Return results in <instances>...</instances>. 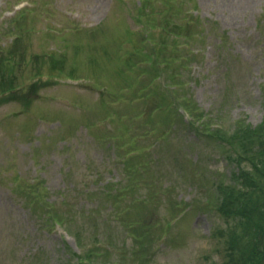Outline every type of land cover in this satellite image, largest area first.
I'll use <instances>...</instances> for the list:
<instances>
[{
    "label": "rangeland",
    "instance_id": "obj_1",
    "mask_svg": "<svg viewBox=\"0 0 264 264\" xmlns=\"http://www.w3.org/2000/svg\"><path fill=\"white\" fill-rule=\"evenodd\" d=\"M0 32L1 89L22 86L0 99V264H62L79 252L72 235L33 211L30 192L45 206L70 202L88 218L89 241L91 224L108 217L100 243H115L111 261L120 263L122 248L132 256L131 237L109 216L118 209L131 218L127 231L144 222L140 236L156 230L138 264L218 261L209 235L221 220L204 195L238 170L215 139L168 126L178 113L208 130L261 122L264 0H0ZM126 147L159 151V163L147 154L128 161L119 156ZM192 158L202 178L186 167L180 177L177 164ZM127 167L137 170L133 188ZM198 177L199 187L189 184ZM107 184L110 194L119 188L112 207Z\"/></svg>",
    "mask_w": 264,
    "mask_h": 264
},
{
    "label": "trees",
    "instance_id": "obj_2",
    "mask_svg": "<svg viewBox=\"0 0 264 264\" xmlns=\"http://www.w3.org/2000/svg\"><path fill=\"white\" fill-rule=\"evenodd\" d=\"M26 9H20L17 13H25ZM4 49H0V53H4ZM5 61L10 62V59L3 57L1 62L5 63ZM13 69L14 67L12 66L10 71ZM166 93V97L172 98V101L177 97V90L175 89L167 90ZM224 101H222L220 109L224 105ZM172 125L173 127L171 129L173 132L183 130L192 132L199 138L207 137L209 139H215V142L219 144L222 150L221 156L227 160L228 164L235 165L238 170V172H232L228 177L222 174L215 182L209 184V192H205V205L208 206L209 211L211 207L213 213L221 222L211 230L209 235L219 244L217 246L218 261L206 258L207 262L205 261L203 264H264V117L256 126L250 125L246 120H237L229 125L231 128L230 132H227L224 128L212 130H208L207 128L199 129L191 121L184 122L183 115L180 113H178V120L173 117L168 127ZM142 150L140 148L134 149L126 147L122 151L120 148L121 152L119 156L126 158L128 161L130 157L136 159L134 158L135 156H140L145 160V154H147L152 160V163H159V151L154 153L147 151L145 154H139ZM123 163L125 164L126 161ZM177 165L180 177H184V173H188L185 170L188 168L190 170L196 169L202 178L200 172L202 168L194 158L191 159V162L187 161L185 165L181 163ZM127 169L131 171L129 172V176L133 185H130V187L133 188L137 185V179L134 174L137 170L132 169V167H127ZM147 170V163H145L140 167L139 176L144 174L143 171L146 172ZM199 179L200 177L189 182V184L196 183L199 187ZM139 180L143 181L142 178H139ZM183 183L186 184L188 182L184 181ZM36 185L37 182L29 184L30 191L35 189L38 192L39 190L36 188ZM104 187L106 191L103 192V195L109 203V207H112L117 203L119 196L117 191L119 192V188L116 189L115 193L110 194V185L107 184ZM74 192L79 195L80 192H83V189L80 188ZM99 194L100 191L98 192ZM98 195L96 196L99 197ZM33 197L34 195L30 192L27 195V202L29 205L34 203L32 207L33 211L43 212V222L50 224L51 227L59 225L74 237L79 252L71 250L68 259L62 264H138L139 262L137 260L140 255L144 254L145 250L151 248L158 239L156 237V230H152V228L149 232H147V229L142 230L146 235L140 236L138 231H141L143 226L146 227L150 223L144 222V225L137 226V232L135 228L130 232L127 231V227L132 224L131 218L126 216V213L122 216L119 209L117 211H111L109 216L125 228L122 231L127 232L132 241V256H128L127 249L122 248L123 252L117 255L118 257L120 255L122 256L120 263L111 261V248L113 250L117 248L115 247V243H111L107 239L106 246L100 243L103 242V238L100 235H102L103 225L106 223L108 217H105L101 224H91L94 229V234L93 239L89 241L87 236L83 234L85 232L83 226L88 221V218L84 221V214L77 212L70 202L64 203L59 208H54L50 205L45 206L40 204L37 201L34 202ZM140 200L138 198V201ZM154 203H158L157 198ZM79 216H83V219L80 220L81 218Z\"/></svg>",
    "mask_w": 264,
    "mask_h": 264
}]
</instances>
